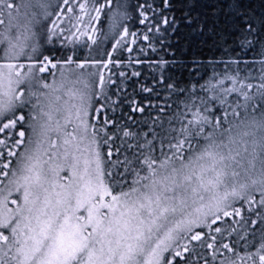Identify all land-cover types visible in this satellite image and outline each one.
Instances as JSON below:
<instances>
[{"label": "snow or ice", "instance_id": "1", "mask_svg": "<svg viewBox=\"0 0 264 264\" xmlns=\"http://www.w3.org/2000/svg\"><path fill=\"white\" fill-rule=\"evenodd\" d=\"M0 264H264V0H0Z\"/></svg>", "mask_w": 264, "mask_h": 264}]
</instances>
